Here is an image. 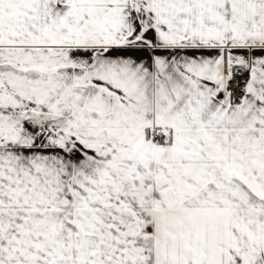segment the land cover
<instances>
[{"label":"snow or ice","instance_id":"6c2138e0","mask_svg":"<svg viewBox=\"0 0 264 264\" xmlns=\"http://www.w3.org/2000/svg\"><path fill=\"white\" fill-rule=\"evenodd\" d=\"M0 264H264V0H0Z\"/></svg>","mask_w":264,"mask_h":264}]
</instances>
